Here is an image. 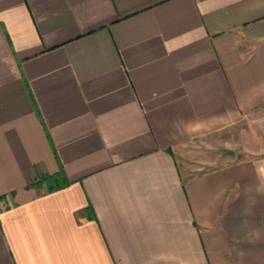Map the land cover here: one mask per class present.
I'll use <instances>...</instances> for the list:
<instances>
[{
	"label": "crops",
	"instance_id": "obj_1",
	"mask_svg": "<svg viewBox=\"0 0 264 264\" xmlns=\"http://www.w3.org/2000/svg\"><path fill=\"white\" fill-rule=\"evenodd\" d=\"M0 264H264V0H0Z\"/></svg>",
	"mask_w": 264,
	"mask_h": 264
},
{
	"label": "rangeland",
	"instance_id": "obj_2",
	"mask_svg": "<svg viewBox=\"0 0 264 264\" xmlns=\"http://www.w3.org/2000/svg\"><path fill=\"white\" fill-rule=\"evenodd\" d=\"M242 136H244L243 126L236 127L233 132L224 131L223 133L207 136L202 141H197V145L190 150L191 155L186 157L185 160L188 165L193 167L201 160L209 158L210 162L215 159L217 154L232 152L231 149L235 148L237 139H241Z\"/></svg>",
	"mask_w": 264,
	"mask_h": 264
},
{
	"label": "trees",
	"instance_id": "obj_3",
	"mask_svg": "<svg viewBox=\"0 0 264 264\" xmlns=\"http://www.w3.org/2000/svg\"><path fill=\"white\" fill-rule=\"evenodd\" d=\"M62 173H57L52 176H45V177H40L36 180L33 181L32 186L34 187H39L43 183L46 184L47 190H53L55 189L58 184H62L64 182Z\"/></svg>",
	"mask_w": 264,
	"mask_h": 264
}]
</instances>
